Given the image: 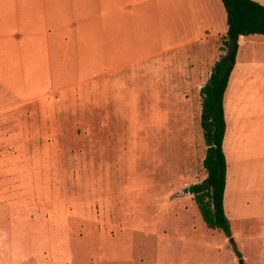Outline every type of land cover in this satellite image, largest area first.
Segmentation results:
<instances>
[{
  "label": "rangeland",
  "instance_id": "374dc122",
  "mask_svg": "<svg viewBox=\"0 0 264 264\" xmlns=\"http://www.w3.org/2000/svg\"><path fill=\"white\" fill-rule=\"evenodd\" d=\"M178 37L142 51L156 75L100 55L52 66L51 83H21L16 99L2 87L0 264H264V80H252L264 73V36L239 47L224 94L231 238L183 192L207 175L200 88L210 71L177 97L169 87L187 52L173 51L176 67L164 59ZM223 39L197 50L211 68Z\"/></svg>",
  "mask_w": 264,
  "mask_h": 264
},
{
  "label": "crops",
  "instance_id": "0c3cea01",
  "mask_svg": "<svg viewBox=\"0 0 264 264\" xmlns=\"http://www.w3.org/2000/svg\"><path fill=\"white\" fill-rule=\"evenodd\" d=\"M227 28L221 0H0V90L6 87L9 97L19 98L21 83L23 87L39 79L51 83L52 66H64L70 59L81 66L93 65L100 55L114 60L122 54L129 69L145 63L152 69L145 73L156 75L158 62L142 51L157 38L178 34V43L167 49L186 50L185 65H175L178 52L164 60L178 65L169 88L182 97L207 76V70V77L211 73L212 63L200 60L197 50L208 45L209 37L215 38L217 50ZM248 36L238 38V49ZM257 70L253 82L257 77L264 80V73ZM225 121L227 129V116ZM226 164L227 177V160Z\"/></svg>",
  "mask_w": 264,
  "mask_h": 264
},
{
  "label": "trees",
  "instance_id": "16d2710c",
  "mask_svg": "<svg viewBox=\"0 0 264 264\" xmlns=\"http://www.w3.org/2000/svg\"><path fill=\"white\" fill-rule=\"evenodd\" d=\"M227 14V33L224 44L229 39L235 41L232 60L219 56L212 66L211 73L200 88V125L206 143L203 167L206 177L188 187L200 213L202 221L210 229L221 231L227 238L232 237L231 224L224 210L226 188V158L223 139L226 130L224 116V94L238 51V38L248 35H264V5L256 0H221ZM238 254L233 242L230 241Z\"/></svg>",
  "mask_w": 264,
  "mask_h": 264
},
{
  "label": "water",
  "instance_id": "95a60500",
  "mask_svg": "<svg viewBox=\"0 0 264 264\" xmlns=\"http://www.w3.org/2000/svg\"><path fill=\"white\" fill-rule=\"evenodd\" d=\"M234 49H235V41L233 39H229L228 47H227V53L225 55V57L228 60H232ZM183 192L188 193L189 192L188 188L187 187L184 188Z\"/></svg>",
  "mask_w": 264,
  "mask_h": 264
}]
</instances>
